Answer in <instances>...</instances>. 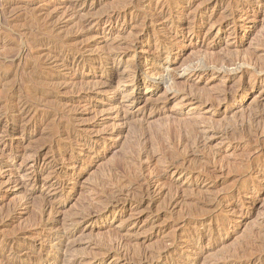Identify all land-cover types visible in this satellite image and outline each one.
Instances as JSON below:
<instances>
[{"label":"rangeland","instance_id":"obj_1","mask_svg":"<svg viewBox=\"0 0 264 264\" xmlns=\"http://www.w3.org/2000/svg\"><path fill=\"white\" fill-rule=\"evenodd\" d=\"M0 61V264H264V0H0Z\"/></svg>","mask_w":264,"mask_h":264},{"label":"bare ground","instance_id":"obj_2","mask_svg":"<svg viewBox=\"0 0 264 264\" xmlns=\"http://www.w3.org/2000/svg\"><path fill=\"white\" fill-rule=\"evenodd\" d=\"M181 3H182V2H181ZM19 8H20V7H19ZM28 20H29V19H28ZM32 21H33V20H32ZM35 23H36V21H35ZM39 23H40V22H39ZM19 24H20V23H19ZM26 24H27V23H26ZM14 25H15V24H14ZM14 25H13V26H14ZM10 26H11V24H10ZM15 26H16V25H15ZM22 26L24 27V25H22ZM22 26H20V27H22ZM20 27H19V29H20ZM28 27H29V26H27L26 28H28ZM2 28H3V27H2ZM2 28H1V29H2ZM6 28H8V27H6ZM9 28H10V27H9ZM3 29L5 30V28H3ZM21 29H22V28H21ZM28 29H29V28H28ZM33 29H34V28H33ZM33 29H32V30H33ZM46 29H47V28H46ZM10 30H12V29H10ZM37 30H38V29H37ZM49 30H50V29H49ZM29 31H30V30H29ZM29 31H25V33H26V32L30 33L31 31H30V32H29ZM39 31H40V30H39ZM6 32H7V31H6ZM33 32H34V31H33ZM48 32H49V31H48ZM50 32H51V31H50ZM50 32H49V33H50ZM14 33H15V32H14ZM19 33H20V32H19ZM23 33H24V32H23ZM25 33L22 34V35H25ZM38 33H39V32H38ZM43 33H44V32H43ZM20 34H21V33H20ZM31 34H33V33H31ZM31 34H29V35L31 36ZM34 34H35V33H34ZM34 34H33V35H34ZM36 34H37V33H36ZM46 34H47V33H46ZM26 35H27V34H26ZM40 35H42V32H41ZM11 36H13V35H11ZM19 36H20V35H19ZM19 36H18V37H19ZM35 36H36V35H35ZM35 36H34V38H35ZM44 36H45V35H44ZM16 37H17V36H16ZM22 37H23V36H22ZM22 37H21V38H22ZM39 37H40V36H38V38H37V37H36V38L39 39ZM19 38H20V37H19ZM21 38H20V39H21ZM28 38H29V37H28ZM16 39H17V38H16ZM30 39H31V38H30ZM17 40H18V39H17ZM85 40H86V39H85ZM32 41H34V40H32ZM18 42H19V40H18ZM30 42H31V41H30ZM36 42H37V41H36ZM51 43H52V42H51ZM59 43H60V41H59ZM19 44H20V43H19ZM21 44H22V42H21ZM21 44H20V45H21ZM26 44H27V43H26ZM35 44H36V43H35ZM66 44H67V43H66ZM7 45H8V44H7ZM52 45H54V44H52ZM57 45H58V44H57ZM15 46H16V45H15ZM33 46H34V43H33ZM58 46H59V45H58ZM7 47H9V46H7ZM36 47H37V46H36ZM38 47H39V46H38ZM56 47H57V46H56ZM13 48H14V47H13ZM15 48H16V47H15ZM27 48H28V47H27ZM54 48H55V47H54ZM7 49H8V48H7ZM9 49H11V48H9ZM17 49H19V48H17ZM22 49H23V48H22ZM22 49H21V50H22ZM60 49H61V48H60ZM31 50H32V49H31ZM3 51H5V49H4ZM29 51H30V50H29ZM20 52H21V51H20ZM140 53H141V52H140ZM4 54H5V53H4ZM8 54H9V53H8ZM151 54H152V53H151ZM155 54H156V53H155ZM153 55H154V54H153ZM3 56H5V55H3ZM3 56H1V57H3ZM30 56H31V55H30ZM11 57H12L13 60H15V59L13 58L14 56H11ZM19 57H20V56H19ZM28 57H29V56H28ZM24 58H25V57H24ZM29 58H30V57H29ZM1 59H2V58H1ZM18 59H21V58H18ZM32 59H33V58H32ZM36 59H37V58H36ZM3 60H5V59H2V62H3ZM31 61H32V60H31ZM38 61H39V60H38ZM0 62H1V61H0ZM4 62H5V61H4ZM24 62H25V61H24ZM196 62H197V61H196ZM198 62H199V61H198ZM201 62H202V61H201ZM12 63H13V62H12ZM15 63H16V62H15ZM203 63H204V62H203ZM223 63H224V62H223ZM3 64H4V63H3ZM3 64H2V65H3ZM204 64H205V63H204ZM208 64H209V63H208ZM214 64H215V63H214ZM214 64H213V65H214ZM243 64H244V63H243ZM7 65H9V64H7ZM16 65L18 66L19 63L16 64ZM20 65H21V64H20ZM22 65H23V63H22ZM22 65H21V66H22ZM24 65H25V64H24ZM36 65H37V64H36ZM200 65H201V64H200ZM10 66H11V65H10ZM201 66H202V65H201ZM205 66H206V65H205ZM208 66H209V65H208ZM214 66H215V65H214ZM22 67H24V66H22ZM32 67H33V66H32ZM36 67H37V66H36ZM138 67H139V66H138ZM216 67H217V66H216ZM218 67H219V65H218ZM221 67H222V66H221ZM16 68H17V67H16ZM28 68H29V67H28ZM139 68H140V67H139ZM207 68H208V67H207ZM211 68H212V67H211ZM211 68H210V69H211ZM5 69L7 70V67H6ZM18 69H19V68H18ZM31 69H32V68H30V70H31ZM203 69L205 70L206 68H202V70H203ZM210 69H208V70H210ZM213 69H214V68H213ZM21 70H22V69H21ZM33 70H34V69H33ZM220 70H221V69H220ZM37 71H38V70H37ZM3 72H4V71H3ZM13 72H14V71H13ZM29 72H30V71H29ZM32 72H33V71H32ZM228 72H229V71H228ZM20 73H21V72H20ZM34 73H35V71H34ZM132 73H133V72H132ZM153 73H154V72H153ZM224 73H225V72H224ZM5 74H6V73H5ZM14 74H15V72H14ZM23 74H24V73H23ZM38 74H39V73H38ZM17 75H18V74H17ZM33 75H34V74H33ZM36 75H37V74H36ZM156 75L158 76V74H154V76H156ZM3 76H4V74H3ZM10 76H11V74H10ZM19 76H20V75H19ZM34 76H35V75H34ZM40 76H42V75L40 74ZM29 77H30V76H29ZM151 77H152V76H151ZM11 78H12V77H11ZM11 78H10V79H11ZM119 78H120V77H119ZM19 79H20V78H18V80H19ZM28 79H29V78H28ZM38 79H39V77H38ZM38 79H37V82H38ZM123 79H125V78H123ZM156 79H158V78H156ZM2 80H3V79H2ZM13 80H14V79H13ZM16 80H17V78H16ZM42 80H43V79H42ZM113 80H114V79H113ZM149 80H150V79H149ZM9 81H10V80H9ZM9 81H7V82H9ZM25 81H26V80H25ZM25 81H24V82H25ZM117 81H118V78H117ZM117 81H116V82H117ZM123 81H124V80H123ZM123 81H122V82H123ZM15 82H16V81H15ZM128 82H129V80H128ZM131 82H132V81H131ZM163 82H164V81H163ZM18 83H19V82H18ZM26 83H28V82L26 81ZM48 83H49V82H48ZM50 83H51V82H50ZM53 83H54V82H52L51 84H53ZM129 83H130V82H129ZM8 84H10V83H8ZM42 84H43V83H42ZM51 84H50V85H51ZM71 84H72V83H71ZM117 84H118V83H117ZM3 85H4V83H3ZM18 85H19V84H18ZM25 85H26V84H25ZM55 85H56V84H55ZM55 85H54V87H55ZM76 85H77V84H76ZM79 85H80V84H79ZM79 85H78V86H79ZM19 86H20V85H19ZM21 86H22V85H21ZM27 86H28V85H27ZM36 86H37V85H36ZM58 86H59V85H58ZM15 87H16V86H15ZM46 87H47V86H46ZM50 87H51V86H50ZM50 87H49V88H50ZM80 87H81V86H80ZM82 87H83V86H82ZM2 88H3V87H2ZM10 88H11V86H9V87L7 88V85H6V90H7L6 93H7V92H10V90H11ZM21 88H23V87H21ZM21 88H20V89H21ZM26 88H27V87H26ZM40 88H42V87H40ZM75 88H76V87H75ZM95 88H96V87H95ZM15 89H16V88H15ZM29 89H30V88H29ZM237 89H238V88H237ZM2 90H3V89H2ZM30 90H31V89H30ZM73 90H75V89H73ZM26 91H27V90H26ZM103 91H104V90H103ZM179 91H180V90H179ZM42 92H46L44 88L41 90V93H42ZM105 92H106V91H105ZM23 93H24V92H23ZM77 93H78V92H77ZM101 93H103V92H101ZM14 94H15V93H14ZM20 94H21V93H20ZM34 94H35V93L32 94V97H35V96H33ZM53 94H54V93H53ZM229 94H230V93H229ZM16 95H17V94H16ZM35 95H36V94H35ZM38 95H39V94H38ZM227 95H228V94H227ZM13 96H14V95H13ZM40 96H41V95H40ZM116 96H117V95H116ZM17 97H18V96H17ZM27 97H28V96H27ZM36 97H37V96H36ZM42 97H43V96H42ZM29 98H30V97H29ZM15 99H16V98H15ZM198 99H199V97H198ZM198 99H197V100H198ZM200 99H201V98H200ZM227 99H229V98H227ZM17 100H18V98H17ZM42 100H43V99H42ZM42 100H41V101H42ZM46 100H47V99H46ZM197 100H196V101H197ZM201 100H202V99H201ZM12 101H13V100H12ZM38 101H40V98L38 99ZM43 101H45V99H44ZM35 102H36V98H35ZM35 102H34V103H35ZM47 102H48V101H47ZM54 102H55V101H54ZM201 102H202V101H201ZM17 103H18V102H17ZM22 103H23V102H22ZM43 103H44V102H43ZM45 103H46V102H45ZM45 103H44V104H45ZM52 103H53V102H52ZM56 103H57V102H56ZM214 103H215V105H216V102H214ZM214 103H212V104H214ZM12 104H13V102H12ZM31 104H32V103H31ZM48 104H50V103L48 102ZM54 104H55V103H54ZM204 104H205V103H204ZM25 105H26V104H25ZM35 105H36V104H35ZM41 105H42V104H41ZM202 105H203V104H202ZM15 106H16V105H15ZM209 106H210V105H209ZM217 106H218V104H217ZM42 107H43V106H42ZM59 107H60V106H59ZM9 109H10V108H9ZM11 111H12V110H11ZM3 113H4V112H3ZM0 115H1V114H0ZM8 120H9V119H8ZM166 120H167V118H166ZM179 120H180V119H179ZM200 120H201V119H200ZM200 120H198V121H200ZM11 121H12V120H11ZM167 121H168V120H167ZM180 121H182V120H180ZM185 121H186V120H185ZM196 121H197V119H196ZM205 121H206V120H205ZM208 121H209V120H207V123H208ZM174 122H175V121H174ZM178 122H179V121H178ZM54 123H55V122H54ZM57 123H58V122H57ZM161 123H162V122H161ZM163 123H164V121H163ZM176 123H177V122H176ZM195 124H197V123H195ZM11 125H13V124L11 123ZM65 125H66V124H65ZM162 125H168V124H166V121H165V123L162 124ZM171 125H172V124H171ZM178 125H179V124H178ZM201 125H202V124H201ZM207 125H208V124H207ZM209 125H212V124H209ZM209 125H208V126H209ZM220 125L222 126V124H220ZM223 125H224V124H223ZM176 126H177V125H176ZM181 126H182V125H181ZM191 126H192V125H191ZM193 126H194V125H193ZM196 126H197V125H196ZM196 126H194V127H189V128L187 127L186 130H185V128H183L184 130H181V134H183V135L180 134V137H181V138H180V143H181V144L178 146V149H176V146H172V147H173V153H170L169 151H165V152L163 151L164 154H163V156H162V159H163L164 164L166 165V170L174 169L176 172H186V173H188V174L191 173V171H192V166H193L192 164H193V163H191L190 165H187V166H186V165L184 164V161H183V163L181 162L182 160L180 161L181 163H177V164H174V163H173V160H174L175 157L183 155L182 152H183V153H188V155H190L192 158H194V157H195L196 150L198 149V147H199L200 144H201V146H200L201 148H202V147L205 148V143H206L205 141H207V140H206V138L203 139V136H201V134L198 133V129H197ZM212 126H213V125H212ZM212 126H211V127H212ZM215 126H217V124H216ZM218 126H219V125H218ZM221 126H220V127H221ZM64 127H65V126H64ZM134 127H135V126H134ZM162 127H163V126H162ZM167 127H168V126H167ZM171 127H172V126H171ZM174 127H175V125H174ZM199 127H200V126H199ZM206 127H207V126H206ZM224 127H225V126H224ZM224 127H223V128H224ZM168 128H169V127H168ZM209 128H210V127H209ZM213 128H214V127H213ZM213 128H212V129H213ZM221 128H222V127H221ZM50 129H51V132H52L51 134L54 136V135L56 134V132H57V125H52V126H50ZM160 129H163V128H160ZM177 129H178V128H177ZM177 129H176V130H177ZM167 130H168V129H167ZM200 130H201V129H200ZM200 130H199V131H200ZM204 130H205V129H204ZM204 130H202V131L205 132ZM208 130H209V129H208ZM219 130H220V128H219ZM164 131H165V128H164ZM183 131H184V133H183ZM202 131H201V132H202ZM139 132H140V131H139ZM154 132H155V131H154ZM162 132H163V131H162ZM162 132H161V133H162ZM176 132H177V131H176ZM179 132H180V131H179ZM164 133H165V132H164ZM173 133H174V132H173ZM197 133H198V137H199L198 139H197ZM223 133H224V132H223ZM136 134H137V133H136ZM165 134H166V133H165ZM171 134H172V133H171ZM162 135H163V134H162ZM167 135H168V134H167ZM167 135H166V136H167ZM206 135H207V134H206ZM228 135H229V134H228ZM136 136H137V135H136ZM139 136H140V135H139ZM139 136H138V137H139ZM166 136H165V137H166ZM176 136H177V135H176ZM155 137H156V136H155ZM167 137H168V136H167ZM205 137H206V136H205ZM208 137H209V136H208ZM227 137H228V136H227ZM143 138H144V137H143ZM148 138H149V137H148ZM169 138H170V137H169ZM175 138H176V137H175ZM211 138H212V137H211ZM224 138H225V137H224ZM228 138H230V137H228ZM19 139H20V138H19ZM141 139H142V138H141ZM160 139H161V138H160ZM160 139H159V141H160ZM177 139H179V138H176V140H177ZM150 140H151V139H150ZM155 140H156V139H155ZM155 140H154L153 142H155ZM170 140H171V139H170ZM172 140H173V139H172ZM138 141H140V140H138ZM138 141H137V142H138ZM159 141H158V142H159ZM176 142H177V141H176ZM165 143H166V142H165ZM172 143H173V142H170V141L168 140L166 144H167L168 146H170V145H173ZM137 144L139 145V143H137ZM202 144H203V146H202ZM209 144H210V143H209ZM157 145H158V144H157ZM149 146H150V145H149ZM161 146H163L162 143H161ZM159 147H160V146H159ZM163 147H164V146H163ZM163 147H162V149H163ZM170 147H171V146H170ZM170 147H169V148H170ZM206 148H207V147H206ZM156 149H157V148H156ZM175 149L177 150L176 153H174ZM153 150H155V149H153ZM165 150H166V149H165ZM200 150H201V149H200ZM205 150H206V149H205ZM210 150H211V148H210ZM213 150H214V149H213ZM201 151H202V150H201ZM201 151H200V152H201ZM206 151H207V150H206ZM155 152H156V151H155ZM161 152H162V151H161ZM161 152H160V153H161ZM211 153H212V152H211ZM209 154H210V153H209ZM161 155H162V154H161ZM161 155H160V156H161ZM204 155H205V154H204ZM33 156H34V155H33ZM55 156H56V155H55ZM139 156H140V155H139ZM149 156H151V155H149ZM209 156H210V155H209ZM209 156H208V157H209ZM132 157H134V156H132ZM136 157H137V156L135 155V158H136ZM151 157H152V156H151ZM153 157H154V156H153ZM148 158H149V157H148ZM129 159H130V158H129ZM137 159H139V158H137ZM137 159H136V161H138ZM155 159H156V158H155ZM126 160H127V159H126ZM126 160H125V161H126ZM134 160H135V159H134ZM128 161H129V160H128ZM130 161H131V160H130ZM150 161H151V160H150ZM153 161H154V160H153ZM155 161H156V160H155ZM196 161H197V160H196ZM201 161H202V159H201ZM201 161H200V162H201ZM132 162H133V161H132ZM139 162H140V161H139ZM157 162H158V161H157ZM163 162H162V163H163ZM186 162H187V161H186ZM202 162H203V161H202ZM119 163H121V161H120ZM123 163H124V162H123ZM126 163H127V162H125V165H127ZM133 163H135V162H133ZM187 163H188V162H187ZM194 163H195V161H194ZM114 164H115V163H114ZM138 164H139V163H138ZM138 164H137V165H138ZM156 164H157V163H155V168H157V167H156ZM158 164H159V163H158ZM160 164H161V163H160ZM115 165L118 166V164H115ZM128 165H129V163H128ZM131 165H132V164L130 163L129 166L131 167ZM117 166H116V167H117ZM132 166H133V165H132ZM135 166H136V165H135ZM138 166H139V165H138ZM162 167H163V166H162ZM118 168H119V167H118ZM133 168H134V166H133ZM119 169H121V168H119ZM136 169H137V168H136ZM206 169H207V168H206ZM243 169H244V168H243ZM133 170H134V169H133ZM133 170H132V171H133ZM157 170H158V168H157ZM244 170H245V169H244ZM128 171H129V173H130V170H128ZM154 172H155V171H154ZM123 173H124V172H123ZM161 173H162V172H161ZM134 174H135V173H134ZM137 174H139V173H137ZM155 174H156V173H155ZM159 174H160V173H159ZM207 174H208V173H207ZM129 175H130V174H129ZM209 175H210V173H209ZM127 176H128V175H127ZM130 176H131V175H130ZM139 176H140V175H139ZM199 176H200V175H199ZM136 177H137V176H136ZM185 177H186V176H185ZM211 177H212V176H211ZM111 179H112V177H111ZM120 179H122V178H120ZM120 179H119V180H120ZM109 180H110V178H109ZM113 180H115V179H113ZM133 180H134V179H133ZM204 180H205V179H204ZM160 181H161V180H160ZM163 181H164V179H163ZM163 181H162V182H163ZM186 181H187V180H186ZM108 182H109V181H108ZM119 182H120V181H119ZM143 182H144V181H143ZM143 182H140V183H143ZM156 182H157V181H156ZM158 182H159V181H158ZM166 183H167V181H166ZM169 183H170V181H169ZM108 184H109V183H108ZM111 184H112V183H111ZM111 184H110V185H111ZM122 184H126V183H122ZM164 184H165V183H164ZM162 185H163V183H162ZM166 185H167V184H166ZM174 186H176V185H174ZM174 186L169 185V186L167 187V189H168V194L170 193V195H171V193L173 192L172 189H174ZM102 187H103V186H102ZM114 187H115V186H114ZM119 187H120V186H119ZM172 187H173V188H172ZM179 187H180V186H179ZM179 187H176L174 190H178ZM96 188H97V187H96ZM120 188H121V187H120ZM132 188H133V187H132ZM189 188H190V187H189ZM193 188H194V187H193ZM105 189H106V188H105ZM108 189H109V188H108ZM122 189H123V188H122ZM145 189H146V188H145ZM231 190H232V189H231ZM113 191H114V190H113ZM125 191H126V190H125ZM186 191H187V190H186ZM199 191H200V190H199ZM201 191H202V190H201ZM201 191H200V192H201ZM210 191H211V190H210ZM99 192H100V191H99ZM99 192H98V193H99ZM129 192H130V191H129ZM177 192L179 193L180 191H176V193H177ZM187 192L190 193L189 190H188ZM111 193H112V192H111ZM111 193H110V194H111ZM143 193H144V192H143ZM154 193H155V192H154ZM159 193H160V192H159ZM161 193H162V192H161ZM163 193H164V190H163ZM216 193H217V192H216ZM104 194H105V193H104ZM107 194H108V193H107ZM107 194H106V195H107ZM135 194H136V192H135ZM174 194H175V193H174ZM191 194H192V192H191ZM201 194H203V193L201 192ZM204 194H206V193H204ZM212 194H213V192H212ZM212 194H211V195H212ZM108 195H109V194H108ZM113 195H114V194H113ZM136 195H137V194H136ZM138 195H139V194H138ZM138 195H137V196H138ZM165 195H166V194H165ZM178 195H180V194H178ZM196 195H197V194H196ZM28 196H29V195H28ZM101 196H102V195H101ZM131 196H132V195H131ZM158 196H159V195H158ZM161 196H162V195H161ZM163 196H164V194H163ZM163 196H162V198H163ZM183 196H184V192L179 196L180 199H181V202H180V203H182V201H184V197H183ZM198 196H199V195H198ZM201 196H202V195H201ZM204 196H205V195H204ZM207 196H208V195H207ZM214 196H215V195H214ZM29 197H30V196H29ZM132 197H133L132 199L135 198L134 196H132ZM138 197H139V196H138ZM141 197H142V196H141ZM148 197H149V196H148ZM169 197H170V196H169ZM177 197H178V196H177ZM109 198H110V197H109ZM162 198H161V201H162ZM167 198H168V197H167ZM175 198H176V197H175ZM206 198H207V197H206ZM212 198H213V197H212ZM41 199H42V198H41ZM107 199H108V198H107ZM110 199H111V198H110ZM139 199H140V197H139ZM163 199H164V198H163ZM169 199H171V198H169ZM176 199H177V198H176ZM213 199H214V198H213ZM38 200H39V199H38ZM99 200H100V199H99ZM104 200H105V199H104ZM122 200H123V199H122ZM137 200H138V199H137ZM158 200H159V199H158ZM166 200H167V199H166ZM172 200H173V198H172ZM185 200H186V199H185ZM201 200H202V199H201ZM216 200H217V199H216ZM40 201L42 202V200H39V202H40ZM43 201H44V199H43ZM105 201H106V200H105ZM124 201H125V199H124ZM167 201H168V200H167ZM107 202H108V201H107ZM121 202H122V201H121ZM139 202H141V201L139 200ZM152 202H153V201H152ZM168 202H170V200H169ZM168 202H167V203H168ZM199 202H200V201H199ZM211 202H212V201H209V202L207 201L208 204H210ZM214 202H215V201H214ZM111 203H112V202H111ZM116 203H120V202L118 201V202H116ZM124 203H125V202H124ZM156 203H158V202H156ZM171 203H172V202H171ZM177 203H178V202H177ZM186 203H187V202H186ZM188 203H189V202H188ZM220 203H221V202H220ZM42 204H43V203H42ZM102 204H103V203H102ZM108 204H109V203H108ZM154 204H155V203H154ZM183 204H184V202H183ZM193 204H194V202H193ZM40 205H41V204H40ZM111 205H112V204H111ZM114 205H115V204H114ZM138 205H139V204H138ZM161 205H163V204H161ZM167 205H168V204H167ZM169 205H171V204H169ZM180 205H181V204H180ZM190 205H192V204L190 203ZM194 205H196V204H194ZM210 205H211V204H210ZM212 205H214V204H212ZM49 206H50V205H49ZM104 206H105V205H104ZM116 206H117V205H116ZM122 206H123V205H122ZM150 206H151V205H150ZM185 206H186V205H185ZM192 206H193V205H192ZM201 206H202V205H201ZM208 206H209V205H208ZM32 207H34V206H32ZM102 207H103V206H102ZM108 207H109V206H108ZM170 207H172V206H170ZM170 207H169V208H170ZM180 207H181V206H180ZM189 207H190V206H189ZM10 208H11V207H10ZM37 208H38V206H37ZM39 208H40V206H39ZM39 208H38V209H39ZM50 208H51V207H50ZM113 208H114V207H113ZM151 208H154V207H151ZM193 208H194V207H193ZM208 208H209V207H208ZM11 209H13V208H11ZM33 209H34V208H33ZM38 209H37V210H38ZM40 209H41V208H40ZM103 209H104V208H103ZM103 209L101 208V209H99V211H97V212H98V213H103V211H104ZM183 209H185V208H183ZM190 209H191V208H190ZM203 209H204V208H203ZM206 209H207V208H206ZM210 209H211V208H210ZM210 209H209V210H210ZM35 210H36V208H35ZM52 210H53V209H52ZM143 210H144V209H143ZM158 210H159V209H158ZM168 210H169V209H168ZM168 210H167V211H168ZM174 210H175V209H174ZM187 210H189V209H187ZM187 210H185V211H187ZM204 210H205V209H204ZM209 210H208V211H209ZM211 210H212V209H211ZM213 210H214V209H213ZM95 211H96V210H95ZM205 211H207V210H205ZM38 212H39V211H38ZM91 212H92V211H91ZM196 212H197V210H196V208H195V209H193V214H190V213H189L190 216H187V217H189V218H194V217H196V215H195ZM200 212H201V211H200ZM36 213H37V212H36ZM52 213H53V212H52ZM87 213H88V212H87ZM151 213H152V212H151ZM177 213H178V212H177ZM177 213H176V214H177ZM198 213H199V211H198ZM49 214H50V211H49ZM69 214H70V213H69ZM93 214H95L94 211H93L92 215H93ZM96 214H97V213H96ZM185 214H186V212H185ZM199 214H200V213H199ZM35 215H36V214H35ZM38 215L40 216V214H38ZM47 215H48V214H47ZM99 215H100V214H99ZM181 215H182V213H181ZM69 216H70V215H69ZM90 216H91V215H90ZM173 216H174V215H173ZM175 216H178V214L175 215ZM179 216H180V213H179ZM35 217H36V216H35ZM45 217H46V216H45ZM185 217H186V215L184 216V218H185ZM80 218H81V217H80ZM159 218H160V217H159ZM177 218H178V217H177ZM32 219H33V221H34V217H33ZM36 219H37V218H36ZM39 219H40V217H39ZM39 219H38V220H39ZM81 219H82V218H81ZM174 219H175V218H174ZM70 220H71V219H70ZM76 220H77V219H76ZM79 220H80V219H79ZM33 221H31V222L34 223ZM35 221H36V220H35ZM41 221H42V220H41ZM74 221H75V220H74ZM31 222H30V223H31ZM37 222H39V221H37ZM70 222H71V221H70ZM78 222H79V221H78ZM35 223H36V222H35ZM72 223H73V222H72ZM188 223H189V222H188ZM180 224H181V223H180ZM32 225H33V224H32ZM34 226H35V225H34ZM72 226H73V225H72ZM151 226H152V225H151ZM169 226H170V224H169ZM68 227H69V226H68ZM167 228H168V227H167ZM168 229H169V228H168ZM60 230H61V229H60ZM180 230H181V229H180ZM192 230H194V229H192ZM63 231H64V230H63ZM150 231H151V230H150ZM175 231H176V230H175ZM189 231H190V230H189ZM11 232H12V231H11ZM11 232H10V233H11ZM262 232H263V231H262ZM63 233H64V232H63ZM55 234H56V233H55ZM191 234H192V233H191ZM62 235H63V234H62ZM168 235H169V234H168ZM183 235H185V233H183V231H181L180 233H178V234H176V235H173V236L169 239V242L174 243L176 240H178V239H180L181 237H183ZM71 237H72V236H71ZM108 237H109V236H108ZM115 237H116V236H115ZM184 237H185V236H184ZM103 238H104V237H103ZM103 238H102V240H103ZM134 238H135V237H134ZM190 238H191V237H190ZM7 239H8V238H7ZM72 239H73V238H72ZM85 239H87V238H85ZM89 239H90V238H89ZM181 239H182V238H181ZM261 239H262V238H261ZM261 239H260V240H261ZM5 240H6V239H5ZM69 240H70V238H69ZM69 240H67V241H69ZM107 240H108V239H107ZM174 240H175V241H174ZM11 241H12V240H11ZM75 241H76V240H75ZM78 241H79V240H77V242H78ZM133 241H134V240H133ZM200 241H201V240H200ZM261 241H262V240H261ZM261 241H260V242H261ZM77 242H76V243H77ZM135 242H136V240H135ZM167 242H168V241H167ZM195 242H196V241H195ZM263 242H264V240H263ZM10 243H11V242H10ZM16 243L18 244L17 241H16ZM67 243H68V242H67ZM67 243H66V244H67ZM73 243H75V242H73ZM137 243H139V242H137ZM161 243H162V242H161ZM13 244H14V243H13ZM158 244H159V243H158ZM158 244H157V245H158ZM168 244H169V243H168ZM199 244H200V243H199ZM252 244H253V243H252ZM59 245H61V244L59 243ZM73 245H74V244H73ZM78 245H79V244H78ZM96 245H97V244H96ZM132 245H134V244H132ZM162 245H163V243H162ZM1 246H2V245H1ZM63 246L66 248L65 245H63ZM135 246H136V245H135ZM140 246H141V245H140ZM167 246H168V245H167ZM169 246H170V245H169ZM194 246H195V245H194ZM200 246H201V245H200ZM257 246H259V245H257ZM60 247H61V246H60ZM158 247H159V246H158ZM160 247H161V246H160ZM255 247H256V246H255ZM259 247H260V246H259ZM55 248H56V247H55ZM78 248H79V247H74V250H73L74 254L79 253ZM163 248H164V247H163ZM163 248H162V249H163ZM197 248H198V247H197ZM6 249H7V248H6ZM42 249H43V248H42ZM63 249H64V248H63ZM68 249H69V248H68ZM71 249H72V248H71ZM151 249H152V248H151ZM188 249H189V248H188ZM255 249H256V248H255ZM262 249H264V247H262ZM0 250H1V249H0ZM10 250H11V249H10ZM43 250H44V249H43ZM58 250H60V249H58ZM58 250L55 251V252L57 253ZM108 250H109V249H108ZM136 250H137V249H136ZM153 250H154V249H153ZM160 250H161V248H160ZM259 250H260V249H259ZM46 251H47V250H46ZM61 251H62V250H61ZM63 251H64V250H63ZM70 251H71V250H69V252H70ZM77 251H78V252H77ZM133 251H134V250H133ZM145 251H146V250H145ZM156 251H158V250H156ZM172 251H173V250H172ZM194 251H195V250H194ZM65 252H67V251H65ZM73 252L70 253V254L72 255ZM81 252H82V251H81ZM81 252H80V253H81ZM97 252H98V251H97ZM139 252H140V251H139ZM139 252H138V253H139ZM150 252H151V251H150ZM150 252H149V253H150ZM166 252H167V251H166ZM252 252H253V250H252ZM67 253H68V252H67ZM80 253H79V254H80ZM82 253H83V252H82ZM107 253H108V252H107ZM133 253H134V255L138 254V253L135 254V252H133ZM193 253H194V252H193ZM232 253H233V252H232ZM232 253H231V254H232ZM248 253H249V252H248ZM259 253H260V251H259ZM60 254H62V252H61ZM83 254H84V253H83ZM91 254H92V253H91ZM141 254H144V253H141ZM234 254H235V253H234ZM242 254H243V253H242ZM93 255H94V254H93ZM95 255L97 256V254H95ZM100 255H101V254H100ZM103 255H104V254H103ZM132 255H133V254H132ZM134 255H133V258L135 257ZM239 255H240V254H239ZM54 256H55V255H54ZM60 256H61V255H60ZM63 256H64V255H63ZM74 256H75V255H74ZM86 256H87V255H86ZM96 256H94V257H96ZM144 256H145V255H144ZM148 256H149V255H148ZM153 256H155L154 259L152 258ZM153 256L151 257L153 260H156V261H157V260L159 259V256H156V254L153 255ZM184 256H185V255H184ZM189 256H190V255H189ZM37 257H38V256H37ZM81 257H82V255H81ZM137 257H138V256H136V258H137ZM245 257H246V256H245ZM62 258H63V257H62ZM116 258H117V257H116ZM133 258H132V259H133ZM140 258H141V257H140ZM164 258H165V257H164ZM218 258H219V257H218ZM54 259H55V258H54ZM65 259H66V258H65ZM65 259H64V260H65ZM80 259H81V258H80ZM117 259H118V258H117ZM144 259H145V258H144ZM149 259H150V258H149ZM219 259H220V258H219ZM219 259H218V260H219ZM35 260H36V258H35ZM38 260H39V259H38ZM60 260H61V259H60ZM129 260H130V259H129ZM147 260H148V259H147ZM40 261H41V260H40ZM61 261H62V260H61ZM66 261H67V259L65 260V263H66ZM69 261H70V260H69ZM131 261H133V260H131ZM134 261H135V260H134ZM148 261H149V260H148ZM151 261H152V260H151ZM38 262H39V261H38ZM62 262H63V261H62ZM141 262H142V261H141ZM141 262H140V263H141ZM149 262H150V261H149ZM65 263H64V264H65ZM74 263H75V262H74ZM132 263H133V262H132ZM135 263H136V261H135ZM135 263H134V264H135ZM167 263H168V262H167ZM231 263H232V262H231ZM5 264H6V262H5ZM7 264H8V263H7ZM10 264H11V263H10ZM61 264H62V263H61ZM67 264H68V262H67ZM236 264H237V263H236ZM238 264H239V263H238Z\"/></svg>","mask_w":264,"mask_h":264}]
</instances>
